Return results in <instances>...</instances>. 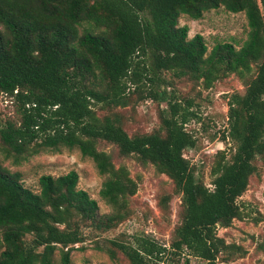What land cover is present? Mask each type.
Masks as SVG:
<instances>
[{"label":"trees","instance_id":"1","mask_svg":"<svg viewBox=\"0 0 264 264\" xmlns=\"http://www.w3.org/2000/svg\"><path fill=\"white\" fill-rule=\"evenodd\" d=\"M220 7L246 18L240 48L224 42L208 51L201 35L189 39L188 27L178 24L181 16L199 20ZM164 73L203 89L228 75L245 86L228 98L222 141L233 149L214 155L210 187L184 156L196 145L186 126L200 117L192 101L183 105L167 91ZM129 86L159 106V126L150 133L128 134L114 112L129 105ZM0 94L14 107L12 116L0 117V264H71V252L85 250L86 242L127 264H156L166 253L185 252L203 264H224L245 254L218 237L217 228L249 218L240 198L264 170V0H0ZM102 143L116 149L117 159L153 166L171 182L157 201L168 214L172 198L180 200L169 252L144 235L90 236L88 230H111L135 213L137 184L99 149ZM63 149L92 160L104 177L99 196L110 213L98 215L97 202L77 189L75 171L42 175L34 192L4 166Z\"/></svg>","mask_w":264,"mask_h":264},{"label":"rangeland","instance_id":"2","mask_svg":"<svg viewBox=\"0 0 264 264\" xmlns=\"http://www.w3.org/2000/svg\"><path fill=\"white\" fill-rule=\"evenodd\" d=\"M179 26L188 27V38L201 35L208 47V51L217 43H230L240 48L246 41L248 34L247 21L243 13L232 14L222 7L203 14L199 20H191L181 16ZM171 83L167 91H171L174 99L184 105V101H192L191 110L200 117L198 121L188 122L186 129L196 139L193 149L185 151L184 156L194 165L200 175L204 176L205 183L210 187L209 170L214 155L219 150L233 149L232 142L222 141L223 132L227 129V101L233 93H243L244 84L235 75L216 81L211 88L203 89L201 82L182 78L172 79L171 75H162ZM126 93L129 96V105L117 108L124 120L123 127L128 134L150 133L159 126L158 105L151 100L139 98L135 87L129 86ZM14 114L12 99L0 94V117ZM100 150L110 153L113 162L118 166H125L131 179L137 184V192L133 196L132 207L135 210L133 217L106 231L88 230L91 237L99 239H117L131 241L136 235L148 236L160 245L167 247L176 223V211L180 200L173 197L170 202V213L160 212L157 201L164 193L172 190L171 182L162 174H158L153 166H142L133 159H117L116 149L107 144H100ZM2 158V157H1ZM4 166L11 172H19L25 187L38 191V179L42 175L58 177L70 171L78 174L77 189L86 191L97 202L98 215L110 213V208L99 196L104 180L100 176L91 159L83 157L77 149H63L57 153L41 152L28 158L19 166H13L10 161H4ZM248 204L249 218L242 221H233L229 228H217V236L223 238L227 244L241 247L245 254L232 262L224 264H264V170L259 178L251 180L247 191L240 198ZM261 217V221L254 223L252 219ZM85 250L71 252V264H127L118 254L117 259L111 260L105 252L95 250L93 242H86ZM59 258L55 254V261ZM187 261V262H186ZM156 264H203L193 256L184 253L174 257L170 253L163 256Z\"/></svg>","mask_w":264,"mask_h":264}]
</instances>
